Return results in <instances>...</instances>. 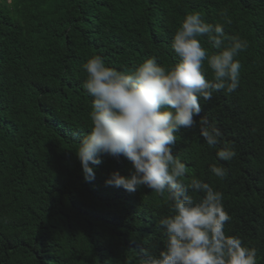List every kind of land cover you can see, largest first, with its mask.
Returning <instances> with one entry per match:
<instances>
[{
	"label": "trees",
	"instance_id": "obj_1",
	"mask_svg": "<svg viewBox=\"0 0 264 264\" xmlns=\"http://www.w3.org/2000/svg\"><path fill=\"white\" fill-rule=\"evenodd\" d=\"M189 11L249 42L237 90L200 100L236 156L218 160L198 127L181 129L172 151L189 170L185 183L195 176L223 193L226 233L264 264V0H0V264H143L164 248L163 198L105 183L113 171L128 176L129 161L102 156L95 178L83 177L74 151L90 124L82 64L92 55L118 71L151 56L174 64L170 43Z\"/></svg>",
	"mask_w": 264,
	"mask_h": 264
},
{
	"label": "clouds",
	"instance_id": "obj_2",
	"mask_svg": "<svg viewBox=\"0 0 264 264\" xmlns=\"http://www.w3.org/2000/svg\"><path fill=\"white\" fill-rule=\"evenodd\" d=\"M221 16L224 24H231L227 13ZM201 37L217 51L210 54ZM248 47L246 39L226 35L222 24L189 11L170 43L179 58L174 64L165 67L151 56L128 71H118L99 55L82 64L86 73L82 86L91 97L90 124L74 151L85 181L95 178L93 166L102 162V156H123L131 164L129 175L113 171L106 185L129 193L147 187L169 207L170 214L159 221L165 246L158 255L144 253L143 264H258L257 249L225 231L231 216L224 209L223 193L195 176L185 183L189 170L172 151L181 129L198 127L218 160L235 158L234 145L224 143L220 130L201 117L200 100L237 90L241 70L237 57ZM209 171L220 180L228 175L216 163Z\"/></svg>",
	"mask_w": 264,
	"mask_h": 264
}]
</instances>
